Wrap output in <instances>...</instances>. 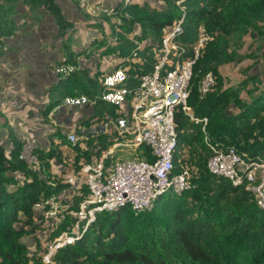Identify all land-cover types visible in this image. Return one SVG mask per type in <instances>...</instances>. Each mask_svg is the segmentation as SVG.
<instances>
[{
  "label": "trees",
  "instance_id": "1",
  "mask_svg": "<svg viewBox=\"0 0 264 264\" xmlns=\"http://www.w3.org/2000/svg\"><path fill=\"white\" fill-rule=\"evenodd\" d=\"M150 1L158 6L151 9L139 1L126 5L125 0H118L113 14L105 15L109 34L104 22L95 23L102 37H95L79 54L91 57L90 50L96 45L103 58L114 56L117 62L132 55L137 47L133 38L140 44L152 40L158 45L165 29L181 17L180 0ZM20 3L51 14L60 36L73 26L56 0H0V51L5 39L17 33L15 16ZM182 6L186 18L181 41L191 47L201 35L207 37L204 52L194 66L191 111L208 119L206 129L212 143L235 148L250 159L264 160V88L258 94V81L249 79L247 84L252 83L253 87L249 100L244 99L245 86L225 89L220 73L222 66L240 62L239 55L231 50L234 36L251 32L264 41V0H185ZM136 27L140 28L138 35ZM144 47L139 53L142 60L129 70L134 85L136 75L149 73L155 60V55L149 54L151 47ZM73 55L70 52L71 58L66 61L76 64ZM99 69L98 66L93 72L91 65H85L59 80L48 92L50 99L42 117L47 119L61 104L58 94L64 96L63 100L85 96L91 102L101 96L103 82L95 79H103ZM209 73L213 74L215 85L203 96L199 86ZM91 110V116L75 128V145L57 131L51 135L48 149L36 146L33 153L38 159L37 169L20 158L24 142L8 126L9 145L0 143V264H45L49 246L59 235L75 228L74 214L87 199L88 191L68 192L66 197L70 185L65 176L72 167L78 169L99 159L114 143L112 135L82 137V128L115 111L100 99ZM176 130V171L187 166L193 188L161 197L152 211L137 217L125 209L99 215L96 223L83 230L76 244L55 253L53 264H264V210L258 206L254 193L246 185L235 187L228 179L209 171L208 161L213 153L205 143L202 126L182 111L176 113ZM57 166L62 169L59 174L55 172ZM52 202L61 207L57 217L45 218L34 211L39 203H45V210L49 211Z\"/></svg>",
  "mask_w": 264,
  "mask_h": 264
},
{
  "label": "built area",
  "instance_id": "2",
  "mask_svg": "<svg viewBox=\"0 0 264 264\" xmlns=\"http://www.w3.org/2000/svg\"><path fill=\"white\" fill-rule=\"evenodd\" d=\"M184 1L178 2L181 17L165 29L158 45L152 40L140 44L133 38L137 47L132 55L117 61L112 70L105 71L101 96L92 102L85 96H70L58 106L63 109L89 105L92 109L98 99L111 105L114 112L96 118V124L81 131L83 138L112 135L114 143L99 159L78 169L72 167L65 176L72 193L78 194L86 189L88 197L74 214L77 223L73 231L59 235L49 246L45 264H53L52 257L59 249L76 244L83 230L96 223L99 215L130 209L137 217L152 211L161 197L179 195L193 188L190 169L186 166L176 171L177 111L184 112L193 123L202 126L205 143L213 153L208 161L209 171L217 177L228 179L235 187L246 185L254 193L260 209L264 210V160L250 159L235 148L212 143L206 129L208 119L194 115L189 106L194 66L204 52L207 37L201 35L191 47L181 41L186 18V9L182 6ZM125 3L130 4V0ZM113 12L114 8L103 7L97 11L105 15ZM135 29L136 35L140 34V28ZM145 45L151 47L149 54H154L155 60L149 73L136 75L134 85L129 70L142 60L139 53L144 51ZM83 68L81 61L76 64L67 62L56 66L54 71L59 80H65ZM214 85L215 78L209 73L200 83L199 92L204 96ZM66 139L71 145L78 142L75 128L67 134ZM36 146L35 143L24 145L20 158L29 165L32 162L38 164L33 153ZM55 172L59 174V170ZM44 204H37L34 211L45 218L57 217L61 211L59 203L52 202L49 211L45 210ZM57 222L61 220L57 219Z\"/></svg>",
  "mask_w": 264,
  "mask_h": 264
},
{
  "label": "crops",
  "instance_id": "3",
  "mask_svg": "<svg viewBox=\"0 0 264 264\" xmlns=\"http://www.w3.org/2000/svg\"><path fill=\"white\" fill-rule=\"evenodd\" d=\"M75 1L73 3L72 0H56L64 16L68 14L72 18L70 23L74 22L73 29H82V26L87 24L86 18L82 16L84 10L86 16H90L87 9L98 7L115 9L118 2V0H77L84 9L80 10ZM83 1L86 9L82 6ZM147 1L153 3L150 0ZM37 17L40 18L35 21L34 18ZM102 19L105 20V15L100 13L97 17L90 19L86 28L91 33L96 32L98 28L94 23L101 22ZM15 20L17 33L5 39L0 51V116L5 121L0 123V136L1 139H6L3 145L8 146V126H10L25 146L26 142H32L48 149L51 135L62 130H65L67 135L73 128L81 126L80 122L88 118L92 110L89 105H86L89 107L64 108L58 115L47 120L43 119L45 99L49 97L48 92L51 87L59 81L54 70L57 65L71 58L64 42L66 37L59 35L55 19L42 8L33 9L20 3ZM115 21V19L112 20V22ZM91 37L90 40L86 39L88 45L95 35ZM84 48L76 52H82ZM83 57L81 55V58ZM83 63L90 65L85 61ZM55 170L62 171L58 166ZM68 192L72 193V188H69L66 197L70 194Z\"/></svg>",
  "mask_w": 264,
  "mask_h": 264
},
{
  "label": "rangeland",
  "instance_id": "4",
  "mask_svg": "<svg viewBox=\"0 0 264 264\" xmlns=\"http://www.w3.org/2000/svg\"><path fill=\"white\" fill-rule=\"evenodd\" d=\"M113 1H117V0H113ZM72 2L74 3V0H72ZM75 2L77 3L78 1L76 0ZM131 3H133V1H130V4ZM138 3L141 5L148 4V6L151 9L158 6V4H156L155 2L151 3L147 0L146 1L140 0ZM84 4H85V2L83 1L82 6ZM88 11L91 12V16L93 18L98 16L97 11L94 10L93 8H89ZM82 16H84L86 18L87 24H88V22H90V19L92 18L91 16H86L85 10L83 11ZM39 18L40 17L34 18V20L36 21ZM65 19L70 22L72 18H70L69 15L67 14V15H65ZM101 22L105 23V25H106L105 30H106L107 34H109L110 24L108 22H106L104 19H102ZM72 23H74V22L72 21ZM81 23H83V22H81ZM86 25L82 26V29L70 28L69 29L70 34H69V30H67L65 35L61 36L63 38L66 37L64 42H65V45L67 46L66 49L69 50L68 52H71L70 50L76 52L78 50H81L85 46H87L88 42H86V39L89 38V40H90L91 36L94 37V35H95V37H97V38L102 37L101 32L98 29L96 32L91 33V31L86 28ZM57 27L59 28L58 25H57ZM78 48H81V49H78ZM231 50L236 51V53L240 57V62L224 65L220 68V73L223 77L224 88L230 89V88L245 86V88H244L245 90H243V92H242V97L244 99L249 100V94H250L249 91L252 90V87H253L252 83L247 84L249 79H251V80L256 79L258 81L257 86H258L259 90H255L258 94L261 93V91H260L261 88H264V41L256 38V36H254L251 32H248L247 34L237 35V36H234L232 38ZM90 51L92 52V56L90 57V56L83 55L85 58L84 57L81 58V55L79 54V52L74 53V55L72 56L73 62H79L80 60L85 61L86 63L91 65L93 72L99 66L100 67L99 70L102 72L103 76H104L106 70H108V69L112 70V68H114L116 66L115 57L109 56V57L103 58L101 56L100 52H98V50H96V45H94ZM95 51H97L98 53H96ZM68 52H67V56H68ZM98 63H99V65H98ZM95 79L98 82L102 81V77H97ZM63 97H64L63 95L58 94V98L61 99V104L64 101ZM49 99H50L49 97H47L45 99V105H43L44 108L46 107ZM44 108H43V110H44ZM39 115H41L40 112H39ZM3 122H5V121H4L3 117L0 116V123H3ZM5 127H7V126H5ZM62 132L66 136V131L62 130ZM57 139H58V137L55 136V141ZM5 140L6 139H4V138L0 139V143L4 144ZM26 143H27L26 146L27 145H33L32 142H26ZM31 167L34 169H37L38 164L32 162ZM126 211L130 212V209H128ZM26 241L30 242L29 239Z\"/></svg>",
  "mask_w": 264,
  "mask_h": 264
},
{
  "label": "water",
  "instance_id": "5",
  "mask_svg": "<svg viewBox=\"0 0 264 264\" xmlns=\"http://www.w3.org/2000/svg\"><path fill=\"white\" fill-rule=\"evenodd\" d=\"M85 107H89V106H85ZM63 109H62V107L61 108H55L48 117L50 118V117L58 115ZM38 214H40V213H38Z\"/></svg>",
  "mask_w": 264,
  "mask_h": 264
},
{
  "label": "clouds",
  "instance_id": "6",
  "mask_svg": "<svg viewBox=\"0 0 264 264\" xmlns=\"http://www.w3.org/2000/svg\"><path fill=\"white\" fill-rule=\"evenodd\" d=\"M130 1H133V0H130ZM125 4H126V3H125ZM126 5H129V4H126ZM83 7L86 9V6H83ZM100 8H102V7L93 8V9L96 10V11H98ZM103 8H104V7H103ZM108 8H111V7H108ZM87 12H88V13H91V12L88 11V9H87ZM99 14H100V13H98V15H99ZM103 15H105V14H103ZM81 62H83V61H81ZM65 63H67V62H65ZM75 63H77V62H75ZM62 64H64V63H62ZM59 65H60V64H59ZM57 66H58V65H57ZM84 66H85V65H84ZM58 80H59V79H58ZM60 105H61V104H60ZM60 105H59V106H60ZM57 108H58V107H57ZM48 118H49V117H48ZM48 118H47V119H48ZM43 119H44V120H47V119H45V118H43Z\"/></svg>",
  "mask_w": 264,
  "mask_h": 264
}]
</instances>
